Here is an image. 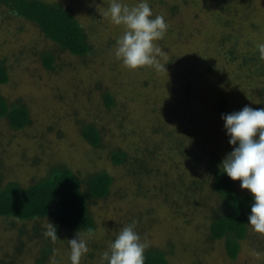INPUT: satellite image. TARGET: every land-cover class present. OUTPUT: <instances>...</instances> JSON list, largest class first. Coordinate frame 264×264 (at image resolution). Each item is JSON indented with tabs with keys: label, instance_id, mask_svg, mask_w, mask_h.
Returning a JSON list of instances; mask_svg holds the SVG:
<instances>
[{
	"label": "rangeland",
	"instance_id": "1",
	"mask_svg": "<svg viewBox=\"0 0 264 264\" xmlns=\"http://www.w3.org/2000/svg\"><path fill=\"white\" fill-rule=\"evenodd\" d=\"M56 1L68 6L81 23H87V26L96 18L97 23L108 25L100 28L98 32L89 31L93 34L96 47V51L90 54L89 59H95V62L101 65L110 60L113 62L109 63L113 67L110 71L116 72L104 73L97 67L85 74H79L74 81L77 91L71 93L67 100L66 87L62 86L65 83L64 71H58V74L52 69H46L40 62V53L46 43L41 30L33 22L10 15L5 7L0 6V58H3L5 64L12 70L10 82L0 85V94H3L8 102L17 101L22 96L30 108L32 117L31 123L22 132L10 128L6 119H0L2 180L15 181L21 187H27L47 175L50 167L56 164L69 167L80 177L98 169H107L115 180L108 197L94 200L89 206V211L92 212L98 226L94 234L82 235L86 240L97 236L93 241L98 242V239L106 237L112 227L113 230L118 228L117 231L120 232L134 219L135 230L144 234L141 239L146 240L150 246L169 251L168 244L173 243L171 264H264V251L256 250L261 245L264 247V235L254 232L251 226V237L240 241V250L235 259L227 256L224 239L208 238L209 210H213L220 203L216 192L211 193V197H204L205 204L201 203V207L195 209L194 206H183L182 201L178 200L182 211L190 217L178 219L170 214L168 203L163 201L157 188L147 185V189L143 188L142 194H138L135 186L124 179V169L113 166L102 149L89 145L83 139L80 133L81 123L73 118V113L68 109L70 107L80 119L92 120L94 116H98L103 137L109 136L118 145L125 147L126 144L129 146L132 143L134 136L151 133L143 131V127L155 124L154 116L157 109L162 112L161 107L167 105L168 99H177L182 87L189 89L197 103L195 111L188 109L185 112L186 117L192 116L199 122L201 121L199 116L205 107L212 105L214 96L210 92H215L214 83L221 79V85L226 89L231 87L230 89L238 91L239 88L244 93L253 92L254 89L261 90L258 98L252 99V105L254 109L264 108V79L249 81L244 77L243 71L238 69L237 63H228L225 60L222 51L228 49L229 45L225 44L224 47L218 45L223 31L221 19L217 16L218 7L221 4L225 5L226 2L164 0V4L161 0H149L154 17L163 16L168 25L164 36L166 40L162 39V42L159 40L161 43H157L162 50L159 61L161 64L166 63V70L157 72L150 67L129 70L117 59L116 42L112 45L108 42L112 35L120 37L123 34V27L113 24L103 15L111 0ZM235 1L232 7L228 5L230 10L228 15L234 14L238 26L240 24L245 33L244 38L238 39L239 48L241 50L245 37L255 48L258 44L264 43V0ZM121 2L131 7L139 0ZM174 5H177L176 12L170 14L167 8ZM225 31L226 29L223 32ZM74 58L68 52L59 53L57 70L59 64H67L69 61L71 65H78L82 70L85 59L77 61ZM221 71L224 72V79ZM97 77L100 78L96 81ZM97 82L98 88L95 86ZM86 86H90L88 93L85 91ZM105 88L115 95L119 103L110 111L99 109ZM51 91L54 95L60 92L66 106L56 96L49 94ZM46 97L45 100L48 101L45 102L43 98ZM87 101L89 107L84 105ZM123 116L126 120L119 126L118 121ZM215 117L207 118L200 129L207 133V141L211 148L221 149L226 146V149H233L228 142L224 121L222 120L221 125L215 124L218 122ZM197 127L200 126L191 125L187 130L191 134ZM188 136L189 134H184L182 138ZM188 142L189 140L186 144ZM134 165H138L137 160ZM208 170V166L204 167L202 171L204 178L208 176ZM150 174L148 178L158 177V174ZM189 175L193 178L195 173L192 174L190 171ZM234 182L239 193L250 194L240 188L239 181ZM119 190L124 191L122 198L118 194ZM173 195L177 198L180 196L177 190ZM202 209L205 211L208 209L207 213L205 214L204 210L201 212ZM20 224H26L27 228L32 226L31 222ZM43 225L44 223H40V226ZM16 235L17 227H12L8 219L0 217V258L6 259L4 251L9 250ZM35 243L33 240L25 244L24 255L18 259L19 264H33ZM94 252L101 253V250L95 248Z\"/></svg>",
	"mask_w": 264,
	"mask_h": 264
},
{
	"label": "trees",
	"instance_id": "2",
	"mask_svg": "<svg viewBox=\"0 0 264 264\" xmlns=\"http://www.w3.org/2000/svg\"><path fill=\"white\" fill-rule=\"evenodd\" d=\"M224 1L226 4H221L218 7L217 16L221 19L223 31L226 29L225 32L222 31L218 45L221 47H224L225 44L229 45L228 49L222 51L225 60L228 63H237L238 69L243 71L244 77L249 81L264 79V60L260 59L257 47H252L245 37L241 50L239 48L238 39L244 38L245 33L241 25L238 26L234 14L228 15L230 11L228 5L232 7L236 1ZM244 1L249 2V0ZM161 2L165 4L164 0ZM0 6L5 7L6 12L10 15L33 22L41 30L46 43L40 53V62L46 69H52L58 74V71H64L65 83L62 86L66 87L67 100L71 93L77 91L74 81L79 74H85L97 67L104 73L116 72L110 71L113 69L109 64L110 60L101 65L96 63L95 59H89L90 54L96 51L93 34L89 31L96 30L98 32L100 28L108 26L97 23V18L87 26V23H81L68 6L56 0H0ZM176 6L167 8L170 14L176 12ZM246 12L248 13V9ZM118 38V35H112L108 42L109 45L117 42ZM163 39L166 40L165 37ZM160 41L162 42V40ZM62 51L68 52L77 61L85 59L83 69L80 70L78 65H71L69 61L67 64H59L57 70L56 64L59 63L57 58ZM11 71L4 59L0 58V85L10 82ZM221 75L224 79L223 71H221ZM100 77H97L96 81ZM221 80L214 83L216 85L213 86L214 93L208 91L214 96L213 102L211 106L205 107L202 115L199 116L200 122L192 116L186 117L185 112L188 109L195 111L197 103L189 89L182 87V92L179 90L177 99H168L167 105L161 107L162 112L157 109L154 116L155 124L151 127L150 125L143 127V131L151 133L134 136L132 143L129 146L126 144L125 147L118 145L109 136L103 137L102 125L98 116H94L95 118L93 117L92 120L80 119L70 107L68 109L73 113V118L80 121L82 127L80 133L83 139L89 145L102 149L113 166L123 168L124 179L135 186L138 194H142L141 190L147 189V185L157 188L156 190L159 191L163 201L168 203L170 214L175 215L178 219L190 218L185 214V211H182L180 200L183 206H194L195 209L201 207V203L205 204L204 197H211V193L216 192L220 203L213 210L211 209L212 211L209 210L208 238L210 240L224 239L227 256L230 259H235L240 250V241L250 238V234H252L250 225H248V215L253 202L252 195L239 193L235 188V182L226 173H222L218 167L226 156L225 153L228 154L233 149H226V146L221 149L211 148L207 141V133L200 128L207 118L211 119V116H216L218 122L215 124L221 125V114L242 110L246 105L253 107L252 99L258 98L261 90L254 89L253 92L244 93L239 88L238 91L230 89L231 87L226 89L221 85ZM92 81L94 82V78ZM95 86L98 88L99 83L97 82ZM89 90L90 86H86V93ZM49 94L54 95L53 91ZM54 96L66 106L60 92ZM45 99L47 97L43 100L48 101ZM145 99L148 100V97L145 96ZM99 104V109L103 108L109 111L119 105L115 95L106 88L102 92ZM84 105L89 107V102L87 101ZM193 114L196 115V113ZM1 118L7 120L10 128L21 132L32 121L30 108L22 96L17 101L8 102L3 94H0ZM125 120L123 116L118 121L119 126ZM191 125L200 127L190 134L187 129ZM184 134H189V136L182 138ZM187 140H189V145L186 144ZM136 160L138 165H134ZM206 166L209 170L208 176L204 178L202 171ZM190 171L192 174L195 173L193 178L189 175ZM150 173L158 174V179L148 178L149 175L151 176ZM134 176L136 179L133 180ZM114 180V176L107 169H98L80 177L69 167L61 164L51 166L47 175L27 187H21L15 181L4 182L0 174V217L8 219L12 227H17L14 243L8 248V251H4L6 259L0 258V264H19L18 259L24 255L25 244L28 241L33 242V240L36 242L35 252L32 255L33 264H71L68 240L74 238L78 231L81 235L87 236L95 233L98 224L92 212L89 211V206L94 200L108 197ZM176 190L180 194L178 198L173 195ZM123 192V190L118 192L121 198ZM203 210L206 214L208 209L206 211L202 209L201 212ZM10 220L19 222V224ZM26 222H31L32 226L27 228L26 224H20ZM49 222L57 227L59 239L55 242L45 235ZM40 223H44V225L40 226ZM117 230L118 228L113 230L112 227L106 237L98 239L97 243L93 241L97 236H93L94 239L89 237L87 239L89 251L82 257L81 264H100L103 252L108 249L110 243L119 233ZM138 234L141 237L144 236L143 233ZM173 246V243L170 242L168 244L169 251H167L149 245L144 253V264H171L170 256L173 253ZM95 248L101 250V253H95ZM256 250L264 251L263 245Z\"/></svg>",
	"mask_w": 264,
	"mask_h": 264
},
{
	"label": "clouds",
	"instance_id": "3",
	"mask_svg": "<svg viewBox=\"0 0 264 264\" xmlns=\"http://www.w3.org/2000/svg\"><path fill=\"white\" fill-rule=\"evenodd\" d=\"M106 18L123 27V34L116 42L115 55L129 70L150 67L157 72L166 70L159 58L162 50L156 43L166 35L165 18L153 12L148 0L129 7L121 0H111L103 13ZM260 59L264 60V43L257 45ZM224 129L233 150L218 165L232 181H239L240 188L252 195L248 225L254 232L264 234V108L244 106L242 110L221 114ZM136 221L116 235L100 258V264H144L146 240L135 230ZM46 237L55 242L57 227L49 222ZM71 264H81L89 249L87 240L78 231L68 240Z\"/></svg>",
	"mask_w": 264,
	"mask_h": 264
}]
</instances>
